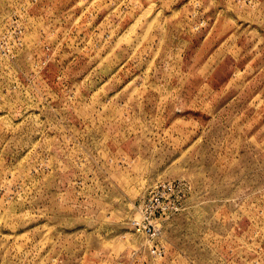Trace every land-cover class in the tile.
<instances>
[{"label": "rangeland", "instance_id": "obj_1", "mask_svg": "<svg viewBox=\"0 0 264 264\" xmlns=\"http://www.w3.org/2000/svg\"><path fill=\"white\" fill-rule=\"evenodd\" d=\"M0 264H264V0H0Z\"/></svg>", "mask_w": 264, "mask_h": 264}, {"label": "built area", "instance_id": "obj_2", "mask_svg": "<svg viewBox=\"0 0 264 264\" xmlns=\"http://www.w3.org/2000/svg\"><path fill=\"white\" fill-rule=\"evenodd\" d=\"M185 184L177 181L164 180L158 182L150 195L139 206L138 214L133 219L134 229L145 234L151 244V253L155 256L163 254L157 241L162 233V223L170 216L179 212L183 205V189Z\"/></svg>", "mask_w": 264, "mask_h": 264}]
</instances>
